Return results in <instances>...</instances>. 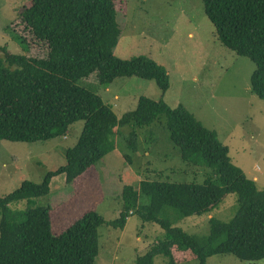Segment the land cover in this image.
<instances>
[{
  "label": "trees",
  "instance_id": "16d2710c",
  "mask_svg": "<svg viewBox=\"0 0 264 264\" xmlns=\"http://www.w3.org/2000/svg\"><path fill=\"white\" fill-rule=\"evenodd\" d=\"M203 4L220 42L255 62L251 89L264 101V0H203ZM20 17L45 52L15 54L1 46L0 140L65 137L78 120H84V127L77 143L65 150L63 165L48 171L41 182L26 179L0 197V264H94L99 228L104 224L124 228L132 214L157 223L165 232L137 258V264H154L157 255L165 256L166 264H176L175 252L182 250L190 251L199 264L226 253L242 260L264 258V187L259 188L257 180L233 162L229 146L216 130L183 104L172 107L162 98L146 95L139 97L135 109L118 117L111 104L79 84L95 76L108 87L117 78L138 76L154 80L162 94L170 87L167 70L155 60L114 53L122 33L115 0H30ZM18 39L26 43L21 34ZM162 115L182 159L210 169L204 180H141L139 188H124L117 218L106 220L90 209L55 232L52 206L36 201L50 193L52 177L64 174L66 183L75 181L114 150L118 126H149ZM131 135L137 136L135 129ZM229 193L237 194L239 207L229 221L211 217L208 235L189 234L162 216L168 207L179 219L211 213ZM22 200H26L24 209L11 208Z\"/></svg>",
  "mask_w": 264,
  "mask_h": 264
},
{
  "label": "rangeland",
  "instance_id": "374dc122",
  "mask_svg": "<svg viewBox=\"0 0 264 264\" xmlns=\"http://www.w3.org/2000/svg\"><path fill=\"white\" fill-rule=\"evenodd\" d=\"M29 1L0 0V57L4 56L1 46L15 54L36 56L45 52V46L33 38L20 17ZM115 2L122 33L114 53L122 58L144 55L155 60L167 70L170 87L162 94L154 80L138 76L115 79L109 86L111 91L99 84L95 76L83 78L79 84L92 88L111 104L118 117L135 109L141 95L162 98L172 107L183 104L206 127L218 132L220 140L229 146L233 162L249 177H256L259 188H263L264 101L251 89L255 62L220 42L205 14L203 0ZM20 34L27 44L18 39ZM83 127L84 120H78L65 137L35 142L0 140V197L17 189L26 179L41 182L48 171L63 165L65 150L77 143ZM134 129L137 136L132 137ZM113 141L114 150L75 181L66 183L64 174L55 175L50 193L36 199L39 204L52 206L55 232L90 209L106 220L117 218L123 206L124 188H139L141 180L202 182L211 172L203 165L188 164L182 159L165 115L149 126H118ZM10 206L24 209L26 200ZM238 207L237 194L229 193L211 213L179 219L174 208L168 207L162 216L189 234L205 236L210 231L211 217L229 221ZM164 233L157 223L143 222L138 214H132L124 228L104 224L99 228V252L94 264H137V258ZM175 259L176 264H199L190 251H176ZM166 263L163 255L154 259V264ZM207 263L264 264V258L242 260L226 253L210 256Z\"/></svg>",
  "mask_w": 264,
  "mask_h": 264
},
{
  "label": "crops",
  "instance_id": "0c3cea01",
  "mask_svg": "<svg viewBox=\"0 0 264 264\" xmlns=\"http://www.w3.org/2000/svg\"><path fill=\"white\" fill-rule=\"evenodd\" d=\"M114 81H115V80H114ZM114 81H113V82H114ZM111 84H112V83H111ZM109 86H110V85H109ZM109 86L106 87V89L109 90V91H111ZM115 98L119 99V97H118L117 95H115ZM254 179L256 180V177H255Z\"/></svg>",
  "mask_w": 264,
  "mask_h": 264
}]
</instances>
